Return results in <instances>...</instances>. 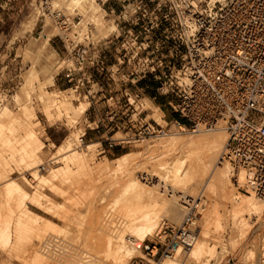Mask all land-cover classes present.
Listing matches in <instances>:
<instances>
[{
    "label": "rangeland",
    "instance_id": "rangeland-1",
    "mask_svg": "<svg viewBox=\"0 0 264 264\" xmlns=\"http://www.w3.org/2000/svg\"><path fill=\"white\" fill-rule=\"evenodd\" d=\"M104 1L105 0H100L97 2L95 0L93 2L95 10H91L92 12L89 10L85 15L80 12V9H69L67 7L69 4L68 0H52L51 3L54 7L63 9L66 14L81 16L83 14L85 21L82 23V28L83 32L90 31V40L93 43L91 48L95 50L101 49L102 55L107 56V64L112 66L117 62L115 48L119 44L118 39L115 40V44H111L107 50H105V52L103 51L107 47V42L111 35H123L124 23L119 16L122 6L118 0H109L104 6L106 13L103 14L102 4ZM41 2L42 0H0V112L1 109L5 108L6 106L12 110L15 116L17 115V117L19 116L18 118H23L22 115L24 112L32 109L35 111L37 117L40 120V123H36L35 120L32 122V128L36 132V135H28L26 136V139H21L20 142L11 143L7 147L2 148V151H0V160H4L6 157L9 158V154L11 152H16L15 159L9 162L14 174L12 177L13 179L11 178L9 181L11 183L8 182V184H19L23 177H26L30 180L32 179V184L35 187L34 191L39 190L46 195L48 194L47 196L53 200L55 204H64L66 206V212L68 210V213H71H67L68 215L64 213V215L67 217L69 216L68 218L61 216L55 217L53 213H47L41 208L36 207L31 199L26 197L27 199H23L25 201L22 202L24 205H27L26 207H28L31 213L52 222L54 224L53 227L56 228L52 227L53 231L55 232L51 233L52 228L49 225L44 224V231H42L44 234L40 233L39 231V234L37 233V235L41 234L39 237L42 238L41 241H39L37 238L35 240V237H38L35 236L37 230H34L35 234L30 232L31 236L29 233L26 234V231L21 233L19 232L18 239L20 237L21 239L18 241L16 240V236L18 235L15 234L16 228L15 224H13V219H9L11 217L10 214H13L11 211L12 208L9 204H6L8 200L10 201V198L8 197H11L12 193H10L11 190L9 188L7 189L6 187H3L4 184L1 185V189H3L5 195L4 205L0 208V226L3 225V227H10L9 231L12 234V243L14 245L11 243L13 246L10 245L5 247V251L3 250L4 248L1 249L2 245L0 244V264H32L31 259H29L31 258L28 254L29 251L26 250L29 245L28 243L31 244L36 242V248L39 250L42 241L50 234L58 235V237L68 241V247L71 246V248L66 249L68 251L65 253H71L76 262L79 264H131L132 260L139 258V256H143V253H136L130 255V257H125L123 258L124 260L122 259L124 262L119 259L118 262L113 257L105 255L106 244L103 241L104 239L101 238V230L98 231V229H101L98 224L96 225L98 220L94 223V220L97 219V217L95 218L94 216L93 218V213L98 211L102 214V210L103 212L106 210L108 211V208H112L113 211H116V209L118 210L120 208V202H114V192H107V190H105L112 180L100 177L99 174L95 172V169L107 163L108 161L114 164V162H117L118 158L127 153L132 152L133 154L138 155V153L140 154V152L145 150L146 144L150 146L155 145L156 143L164 141L167 138L169 139L170 137H159L156 135H148L143 137L139 136L138 131L140 125L137 122V116L131 115V109H129L130 112L124 116L126 120L130 119V122H127V125L123 127L125 130L118 132L113 138L109 139L106 135L101 137L97 130L106 128V126H112L115 124V122H123L122 120H117L115 114L118 111L126 109V100L124 95L126 90L138 92L140 94L142 99L138 103L142 105L144 111L139 115V118H146V121H153L154 118L156 121L162 124H165V119L170 121L168 116H165L160 109L154 106L156 105L160 107V104H167V99L164 96L158 94L156 90V83L149 77L142 79L139 82L131 83L129 80H127V78L122 76L121 70L117 71V66H114L112 70H114L115 73L109 80L104 73L102 74L98 72L95 68L91 67V65L89 66V70L95 79L99 81L102 87H95L96 90L100 89V92H98L95 97L90 96L89 98H84L83 96H80L78 91L76 92L71 88V83H69L66 79V66L73 64L71 61H69V51L66 47V44L60 37V30L56 23L43 14ZM87 6H90V4ZM113 6L115 8L117 7L114 13L111 11ZM34 15L38 16L37 25H35L33 28H30L28 26L29 21ZM47 19L49 22H51L47 25L46 29H50L52 36L45 49L42 47L44 38L40 36L41 32L45 30L43 27L47 23ZM112 25H116V28L113 29ZM159 34L160 33H158V35ZM77 40L84 42L83 36H80ZM40 41L42 42L40 43ZM47 58H49L51 61ZM180 63L181 60L178 59L177 67L180 66ZM33 72H35V74ZM47 72H51V74ZM52 73L55 75H52ZM29 74L31 77H29ZM51 75L54 77L53 82L49 80V76ZM41 84L45 86L43 87L44 89L46 88L45 90L52 92L62 91L63 93H60L61 96H63L73 108H75V105H79L81 102H89L87 111L83 115H77L75 114V109H72L71 116H69L67 115L66 110L63 109V111L60 112L61 116L58 118L59 120L55 121L57 123H49L44 113L46 103L41 98ZM141 85L144 86L145 89H139ZM146 86L148 87L146 88ZM64 90L68 91L64 92ZM148 96H154L156 99H152L154 105L150 104L151 106L146 109V106L149 103L145 98H148ZM91 100H96V104L98 103L102 105L100 106V109L103 110L102 116L98 117L92 113L94 110L91 106ZM103 102L105 103V108ZM166 106L173 110L169 105ZM154 112L160 113V115H158L160 117L157 119L155 116L152 117L151 115ZM93 120L96 121L94 123H90V121ZM16 131L20 132V129H17ZM171 131L175 132L179 130L173 126ZM215 132L224 137L222 143L223 152L228 138V133L223 129L216 130ZM205 133L207 134V132L189 131V133L182 132L180 136L198 137ZM81 136L83 137V141ZM70 138H72V140L74 139L72 141V151L84 156L87 167L84 169H75L74 173L69 176L70 179L68 182H66L63 179H60L61 177L56 178V175L58 174H54L55 170L51 166L54 159H56V162L59 160L57 166L64 167V160L66 159L65 156H67L66 154L69 152L71 154L72 152L69 151L68 148L70 145ZM111 144L113 146H111ZM30 146L37 151V164H40L41 166H37L36 164L34 167L29 166V168L27 166L26 160H22L21 151L29 148ZM221 155L222 153L215 162V171L220 169V166L224 165V162L220 160ZM60 157L61 159H59ZM63 158L64 160H62ZM140 159L141 158H139V160ZM139 160L138 162L141 164L142 162L140 161L142 160ZM147 166L149 169L152 168L150 165ZM50 167L51 169L48 170ZM230 168L233 187L230 186L228 191L225 193L230 195L232 194L230 190H233V193H235L236 196L249 194L250 190L246 191L247 188L244 184L241 185L240 183L238 184L235 182L231 165ZM33 173H36L39 176H36ZM200 174L202 175H200L198 178L202 182L201 185L198 188H191V191H189L190 194H187L188 197H198L202 195L206 202V208L204 211H202L198 221L196 235H201L203 232L202 230H206L208 235L211 234L210 237L206 235V239L209 240L208 238L211 239L213 237L212 242H208L210 243L209 245L211 248L216 247V254H214V257L219 258V261L221 260L220 264H261L260 261L264 248V210L261 213L253 212V214L244 212V215L241 213L242 216H240L238 220L235 219V215L233 216L232 214L234 212V206L228 199L229 195H226L224 192V194H221V191L219 189H215L213 185L215 182L213 172L210 173V171L207 170ZM32 175L35 176V179L32 177ZM212 177H214V179ZM53 185L57 187L56 190L58 189L59 191L60 189V192L65 191V197L68 195H70L71 198L73 197L71 203L68 202L63 195H60L59 192L54 191L52 187ZM4 186H7V184L5 183ZM181 190L179 189L180 192H182ZM179 195H181V193ZM183 202L184 201L182 200V203ZM89 204L92 205L91 208L89 207ZM116 205L119 206L117 207ZM158 213L162 216L160 226L158 227L159 229H156L152 235L147 236L145 239L146 241L152 240L161 227L166 225L178 226L184 218L180 217L179 214L170 207H163L162 209L158 210ZM210 213H212L211 217L214 219L210 218L208 221L209 224L207 225L208 222H206V220L208 219ZM5 220L10 222L5 223ZM98 223L100 225L102 221L101 223L98 221ZM45 229L48 230L45 231ZM243 230L244 232L246 231L245 235L241 234ZM65 232H67L66 235L64 234ZM67 236L70 237V239ZM233 245L235 246L233 247ZM223 247L226 250L225 253L222 252L224 250H221ZM14 248L16 250H14ZM10 251L12 252L10 253ZM86 252L90 253V255L93 254L92 257H94V260L89 263H83L85 260L82 258V255ZM103 252L105 253L103 254ZM221 254H223V257ZM180 256H183L189 264H197L195 261L193 262V260H189V256H184V253H181ZM214 257L210 260L209 264L218 263V259H215ZM26 258L27 260H24ZM45 258L47 259L48 257L45 256ZM213 259L215 260L213 261ZM47 260H49L48 262L50 264H58L56 261L52 259L50 260V258ZM165 260L166 258H163L154 264H162Z\"/></svg>",
    "mask_w": 264,
    "mask_h": 264
},
{
    "label": "built area",
    "instance_id": "built-area-1",
    "mask_svg": "<svg viewBox=\"0 0 264 264\" xmlns=\"http://www.w3.org/2000/svg\"><path fill=\"white\" fill-rule=\"evenodd\" d=\"M118 1L124 31L111 35L103 51L118 39L117 62L110 66L101 49L91 48L84 16L42 0L43 14L56 23L73 63L66 66L71 88L84 98L100 92L90 65L109 80L114 66L131 83L151 78L179 118L165 119V124L139 118L144 111L140 94L126 90L125 114L131 109L137 116L138 135L162 137L173 126L182 132L226 130L222 158L231 165L235 182L243 171L246 191L264 199V0ZM80 36L84 42L77 40ZM182 200L186 212L180 225H166L144 240L139 245L143 256L131 264L157 263L194 241L206 202L202 195Z\"/></svg>",
    "mask_w": 264,
    "mask_h": 264
},
{
    "label": "bare ground",
    "instance_id": "bare-ground-1",
    "mask_svg": "<svg viewBox=\"0 0 264 264\" xmlns=\"http://www.w3.org/2000/svg\"><path fill=\"white\" fill-rule=\"evenodd\" d=\"M68 1L69 4L67 7L69 9L72 8L80 9V12L83 13L84 15L89 10L90 11L95 10V6L93 3L95 0H68ZM88 4H90V6H87ZM37 20H38V16L34 15L29 21L28 26L30 28L35 27V25L37 24ZM50 22L47 19V23L43 27L45 28L46 31L45 30L42 31L40 36L44 38V43L42 46L44 48L48 45L52 36V34L50 33L51 32L50 29H48L49 31L46 29L47 25ZM112 28L115 29L116 25H112ZM41 42L42 41H40V43ZM42 51H47V50H42ZM33 73L35 74V72ZM47 73L51 74V72H47ZM53 74L54 73H52V75ZM52 75L49 76L50 77L49 80L53 82L54 77ZM29 77H31L30 74ZM43 87L45 86L42 85L41 87V98L46 103L44 108V113L49 123L54 124L55 121L59 120L58 118H60L61 116L60 112H62L63 109L66 110V113L69 116H71L72 109H75L76 111L75 114L77 115H82L87 109L85 103H81V105L73 108L72 105L68 101H66V99L63 96H61L60 93H63L62 91L52 92L45 90L46 88L44 89ZM22 116L23 118H18L19 116L18 117L17 115L15 116L12 110L6 106L5 108L1 109L0 151H2V148L7 147L11 143H18L21 141V139L22 140L26 139V136L28 135L31 136L36 135V132L32 128V122L33 120H35L36 123H40V120L37 117L35 111L32 109L27 110L24 112ZM17 129H20V132L16 131ZM215 131L216 130L198 131V132H207V134L205 133L202 134V136H198V137L180 136L182 132L171 131L167 135L162 136V137L168 136L170 137L169 139L167 138L166 140L160 141L155 145H151V146L148 144L146 145L144 144L146 148L145 150L143 149L144 151L140 152V154L138 153L139 156L133 154L132 152L127 153L121 156L120 158H118L116 163L114 162L113 164L108 161L107 163L95 169V172L99 174L100 177L108 178L112 180V182L109 184L108 187H106L105 190H107V192L109 191L114 192V196H113L115 197L114 202L115 203L120 202V208L118 210L116 209V211H113L112 208H108V211L106 210L103 212L102 210V214L98 211L96 213H93L94 214L93 218L94 216L95 218L97 217V219L94 220V223L97 220L100 221V223L102 221L100 225L97 221L96 225L98 224V226L101 228L98 229V231L101 230L100 231L102 232L100 234L101 238L104 239L103 241L106 244L105 252L107 254L105 252H103V254L105 253V255L113 257L117 261L118 259L122 260L123 258L128 256L130 257V255L136 253L142 254V251L139 249V245L146 239L147 236L152 235L156 231V229L157 230L159 229L158 227L160 226L162 216L158 213V210L162 209L163 207L165 208L170 207L173 210H175L180 217H184L186 212V207L184 205V202L182 203V199L188 197L191 188H198L201 185L202 182L198 178L200 175H202L200 173H203L207 170H209L210 173L213 172L215 177V182L213 185L215 189H219L221 191L220 192L221 194L223 192L225 193L228 191L229 187L232 186L231 168L230 165L228 164L229 162L224 161L221 155L220 160L224 162V165L220 166V169H218L217 171H215L214 169L217 158L220 156L221 153L223 154L222 143L224 139L222 135L217 134V132ZM187 132L189 133V131ZM73 140L72 138H70V143H69L70 145L68 147L69 151H72L71 147ZM22 151H21L22 160H26L28 167L29 166L34 167V165L38 163V160L36 159V157L38 156L37 151L33 149L31 146ZM72 152L71 154L70 152L67 153L66 154L67 156H65L64 154L66 158L65 160L64 158L62 159L65 161L64 167L57 166L59 160H57L56 162V159H54L51 166L56 171V172L54 171V174L55 175L56 173L58 174L56 175V178L61 177L60 179H63L66 182H68V180L70 179L69 176H71L74 173L75 169H84L85 167H87V163L84 156L83 155L81 156V154L80 155L77 154V152L75 151L73 153ZM15 157H16V152H11L9 154V158L6 157L4 160H0L1 161L0 162V208L4 205V195H5L3 189H1V185L3 184L5 185L6 183L7 186L3 185V187H6L7 189L9 188L11 190L10 193H12L11 197H8L10 198V201L8 200L6 204L7 205L9 204L12 208L11 211L13 212V214H10L11 217L9 219L12 218L13 224H15V228H16L15 234L18 235V236L15 235L17 237L16 240L19 241L21 239V237L18 239L19 232L21 233L26 231L27 232L26 234L29 233L31 236V233H34V230H37L36 234L34 233L35 236H38L35 237V240L37 238L39 241H41L42 238H39L41 234L37 235L38 231L40 233L44 231L43 230L44 224L49 225L51 228L54 226V224L50 221L43 219L40 216H36L32 214L31 211L28 209V207H26L27 205L23 204L22 201H25L23 199L29 197L36 207L41 208L43 211L47 213H53L55 217L56 216L67 217L66 215L70 214L71 212L68 213V210L66 212V206L64 204H55L53 200H51L47 196L48 194L46 195L45 193L37 189H36L37 191H34L35 187L32 184L31 181L32 179L30 180L26 177H23L21 182L19 181L20 182L19 184L15 185L13 182L12 183L14 185L8 184V182L11 180L14 174V171H12L9 162L11 160H14ZM139 158H141L140 160L142 161H140ZM59 159H61V157ZM138 160L142 163L140 164ZM38 165L40 164H37V166ZM147 165L152 166V168L149 169ZM51 167L48 168V170L51 169ZM55 167H59V168H55ZM34 175L39 176L36 173ZM34 175H32V177L35 179ZM237 176L239 183L241 185L243 184L245 185L246 182L245 173L242 171L241 173H238ZM214 177L212 178L214 179ZM52 187L53 190L59 192L60 195L64 196L66 194L64 190H63L64 192L62 191L60 192V189L59 191L58 189L56 190L57 187H55V185H53ZM179 189L180 190L183 189L181 190L182 192H180ZM179 192L181 193V195H179L180 194ZM230 192H232V194L230 195L226 193L225 194L229 195L228 199L232 202L234 206V212L232 214L233 216L235 215L234 216L235 219L238 220V218L242 216L244 212L253 214V212L261 213L264 210V199L257 196L254 192L249 191V194L247 195L242 194L241 196L240 195L236 196L235 193H233V190H230ZM65 198L68 202L71 203L73 197L71 198V196L68 195ZM116 206L118 207L119 205ZM89 207L91 208L92 205L89 204ZM64 213H66V215H64ZM211 216L212 213H210L208 219L206 217L207 219L206 222H208L210 218H213ZM6 222H10V221L5 220V223ZM208 224L209 222L207 223V225ZM9 228L10 227H3V225L0 226V244L2 245V247L1 246L0 247L1 249L4 248L3 250L5 251H6L5 247L10 246L13 241V237L11 232L9 231L10 230ZM53 228L51 233L55 232L53 231ZM46 230L48 229H45V231ZM202 231L203 232L201 235L195 236L194 241L189 246L177 248L173 253H171L169 256L166 257V260L162 264H189L183 256L182 257L180 256L181 253H184V256H189V260H193V262L195 261L197 264H209L210 260L215 256L214 254H216L215 253L216 247L211 248L209 245L210 244L209 242H212L213 239L212 236L211 239L208 238L210 237L211 234L208 235L206 230H202ZM243 232L241 234L245 235L246 231L244 233ZM64 234L66 235L67 232H65ZM206 235L208 236L207 238L209 240L206 239ZM68 238L70 239V237ZM67 243L68 241L58 237V235L50 234L42 241L39 250L38 248H36V244H37L36 242L31 244L28 243L29 245L26 248V250L29 251L28 254L31 257L29 259H31L32 264H50L48 262L49 260H47L48 258H50V260L52 259L56 261L58 264H79L78 262H76V260L74 259L71 253L69 252H68L69 254L65 253L66 251H68L66 249L71 248V246L68 247L69 244ZM234 246L235 245H233V247ZM15 248L14 250L18 249ZM221 250H224L222 251L224 253L226 251L224 247ZM11 252L12 251H10V253ZM42 254L48 258L46 259L45 256H43ZM92 255H90V253L88 252L83 253L82 258L85 260L83 263H89L92 260H94V257H92ZM221 255L223 257V254ZM215 259H218V263L220 264L221 260L219 261V258L217 257ZM215 259H213V261ZM24 260H27V258ZM260 262L261 264H264V248L262 251V257Z\"/></svg>",
    "mask_w": 264,
    "mask_h": 264
},
{
    "label": "crops",
    "instance_id": "crops-1",
    "mask_svg": "<svg viewBox=\"0 0 264 264\" xmlns=\"http://www.w3.org/2000/svg\"><path fill=\"white\" fill-rule=\"evenodd\" d=\"M113 8L116 10L117 9V7L115 8L114 6H113ZM102 11H103V14L104 13H106V9H105V7H104V3L102 4ZM37 25V24H36ZM142 84V83H141ZM148 86H146V88H147ZM139 89H145V87L144 86H142L141 85V87H139ZM65 92L66 91H68V90H64ZM142 99V98H141ZM147 101H148V105L146 106V109L148 108V107H150L151 105L150 104H153V102H152V99H156V97H154V96H148V98H145ZM81 103H85L86 104V108L88 109V106H89V102H81ZM80 103V104H81ZM91 106L93 107V110H94V112H92L94 115H96V116H102L103 115V110H101L100 108V106H102V105H100V104H96V100H91ZM79 104V105H80ZM105 103L103 102V105H104ZM79 105H75V106H79ZM154 105V104H153ZM167 104H160L159 106L161 107H158V106H156V105H154L156 108H158V109H160L163 113H164V115L165 116H168L169 117V119L170 120H173V119H178L179 118V115L178 114H176L173 110H171V109H169L167 106H166ZM98 106H99V108H98ZM91 108V107H90ZM104 108H105V105H104ZM87 109L85 110V112L87 111ZM144 109V108H143ZM85 112L83 113V114H85ZM130 112V111H129ZM125 113H126V110L125 109H123L122 111H118L116 114H115V116H116V119L117 120H122L123 122L121 123V122H115V124H113L112 126H106V128H101L100 130H97V132L98 133H100V136L101 137H103V136H107V138H113L118 132H121V131H123V130H125V129H123V127H125V125H127L126 123L127 122H130V119H128V120H126V118L124 117L125 116ZM82 114V115H83ZM158 115H160V113H158V112H154L151 116L152 117H156V119L158 118V117H160V116H158ZM95 116V117H96ZM80 117V116H79ZM155 119V118H154ZM96 120H93V121H90V123H94ZM81 139H82V136H81ZM82 141H83V139H82ZM116 149H118V148H116Z\"/></svg>",
    "mask_w": 264,
    "mask_h": 264
}]
</instances>
